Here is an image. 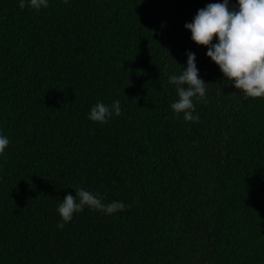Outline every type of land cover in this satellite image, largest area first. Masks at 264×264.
<instances>
[{
    "label": "trees",
    "instance_id": "16d2710c",
    "mask_svg": "<svg viewBox=\"0 0 264 264\" xmlns=\"http://www.w3.org/2000/svg\"><path fill=\"white\" fill-rule=\"evenodd\" d=\"M222 2L0 0V264H264V98L184 27ZM189 51L207 83L198 123L170 107ZM115 100L120 116L88 119ZM76 186L126 208L59 229Z\"/></svg>",
    "mask_w": 264,
    "mask_h": 264
},
{
    "label": "clouds",
    "instance_id": "9594fccd",
    "mask_svg": "<svg viewBox=\"0 0 264 264\" xmlns=\"http://www.w3.org/2000/svg\"><path fill=\"white\" fill-rule=\"evenodd\" d=\"M65 4L68 0H63ZM19 7L40 11L49 7L48 0H20ZM184 27L191 32V39L197 46L207 47L206 56L223 73V77L247 98H264V0H223L222 3H208L198 9L192 22ZM214 38L216 42L213 43ZM186 70L169 77L168 83L175 86L177 99L170 107L177 116L183 114L187 122H199L195 114V102L206 103L207 83L199 77L195 53L189 51ZM119 100L111 105L97 102L89 111L88 119L106 124L113 116H120ZM10 144V139L0 133V155ZM75 195L68 194L57 206L63 229L71 222L75 213L88 208L112 215L125 210L123 202L104 203L103 198L84 187L76 186Z\"/></svg>",
    "mask_w": 264,
    "mask_h": 264
}]
</instances>
